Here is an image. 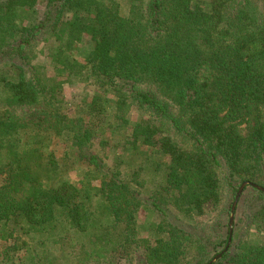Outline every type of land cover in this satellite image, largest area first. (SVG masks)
<instances>
[{
	"label": "trees",
	"instance_id": "16d2710c",
	"mask_svg": "<svg viewBox=\"0 0 264 264\" xmlns=\"http://www.w3.org/2000/svg\"><path fill=\"white\" fill-rule=\"evenodd\" d=\"M245 181L264 187V0H0V264H208ZM247 188L213 264H264Z\"/></svg>",
	"mask_w": 264,
	"mask_h": 264
},
{
	"label": "rangeland",
	"instance_id": "374dc122",
	"mask_svg": "<svg viewBox=\"0 0 264 264\" xmlns=\"http://www.w3.org/2000/svg\"><path fill=\"white\" fill-rule=\"evenodd\" d=\"M42 7L43 5H40L37 7V11L41 12L42 11ZM52 70H49V74H52ZM62 91H63V95L65 97V100L67 102V106L68 108H70V111L73 110V107L76 106L79 101L82 99V97H90L92 95V91H93V87L86 85L85 83H77V84H63L62 85ZM52 149L54 150V152L59 154V146L58 144L56 145L55 143L52 146ZM117 150L116 149H112L107 150L106 154H108V158H106V162H108L109 164L112 162L115 154H116ZM86 167H84L85 169ZM83 167H80L76 170H71V171H67L66 174L64 175L65 179H68L72 182H79L81 179V175L84 172ZM249 190V188L245 189L244 192L246 194V192ZM243 192V193H244ZM244 194V195H245ZM240 202V201H239ZM238 211L237 214L235 212V216H234V224L237 222L238 224H240V226L243 225V216H245L244 211H243V207L240 203H238ZM214 209L211 206H207L205 208V214L202 216H194L192 218L191 223L194 224H212L215 220V216L216 212L214 213ZM146 213L144 211H141L139 214V223L141 224L142 228L145 226L146 221L148 220V218L146 217ZM224 222H226V220L224 219ZM230 222V218L228 223ZM254 233V232H253ZM142 236H149L148 232L146 231V229H143L142 231ZM256 238L258 237V234L255 233L254 235ZM4 243H1V245H3Z\"/></svg>",
	"mask_w": 264,
	"mask_h": 264
},
{
	"label": "water",
	"instance_id": "95a60500",
	"mask_svg": "<svg viewBox=\"0 0 264 264\" xmlns=\"http://www.w3.org/2000/svg\"><path fill=\"white\" fill-rule=\"evenodd\" d=\"M247 187H253V188H256L262 192H264V187L263 186H260L252 181H245L243 182L240 187L238 188V191L234 197V200L232 202V206H231V214H230V222H229V226H230V237H229V241H228V244L226 246V248L224 249L223 252L219 253L218 255H216L208 264H213L214 262H216L217 260H219L221 257H222V254L228 250L229 246H230V243L232 241V233H233V225H234V216H235V212H236V208L238 206V203L241 199V196L244 192V190L247 188Z\"/></svg>",
	"mask_w": 264,
	"mask_h": 264
}]
</instances>
